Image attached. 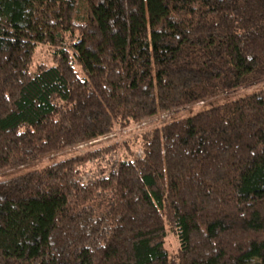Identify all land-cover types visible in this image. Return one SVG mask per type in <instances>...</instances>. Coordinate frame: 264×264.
Instances as JSON below:
<instances>
[{
  "label": "trees",
  "instance_id": "16d2710c",
  "mask_svg": "<svg viewBox=\"0 0 264 264\" xmlns=\"http://www.w3.org/2000/svg\"><path fill=\"white\" fill-rule=\"evenodd\" d=\"M263 77L264 0H0V170ZM121 145L1 180L0 264H264V89Z\"/></svg>",
  "mask_w": 264,
  "mask_h": 264
},
{
  "label": "rangeland",
  "instance_id": "374dc122",
  "mask_svg": "<svg viewBox=\"0 0 264 264\" xmlns=\"http://www.w3.org/2000/svg\"><path fill=\"white\" fill-rule=\"evenodd\" d=\"M51 53L52 47L50 45H36L33 53L32 68L36 67V65H38L39 63L52 64L53 59ZM261 89H264V77L248 85L237 87L230 91L212 96L204 101L195 102L171 111H166L137 122H130L127 126L124 127L117 126L111 133L100 136L93 141L81 144L80 147L78 145L72 146L51 155H46L31 160L23 164L22 166L1 169L0 181L27 171L41 169L54 162L71 157L72 155L86 149L94 150L101 149L102 147L109 148L105 151H102L103 153L97 158H93L83 165L84 178L85 180H89L99 173L107 172V170L110 168V162L108 160L111 157L114 160L115 158L125 155V152L128 151V149L122 147L123 145H121V143H128L130 144L133 151L139 152L138 139H140V134L145 130V128H152L153 126L164 123L166 121L187 117L215 104H219L227 100L236 99L243 95L259 91ZM113 145H115V147ZM178 244V236L175 232L168 228L165 236V247L169 255L174 256L176 254Z\"/></svg>",
  "mask_w": 264,
  "mask_h": 264
}]
</instances>
